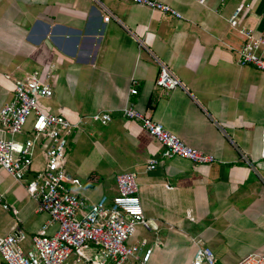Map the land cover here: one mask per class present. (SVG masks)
Returning <instances> with one entry per match:
<instances>
[{
    "label": "crops",
    "instance_id": "obj_1",
    "mask_svg": "<svg viewBox=\"0 0 264 264\" xmlns=\"http://www.w3.org/2000/svg\"><path fill=\"white\" fill-rule=\"evenodd\" d=\"M159 1L182 18L131 0H0V109L16 78L38 71L51 85L39 106L74 125L67 187L87 207L118 194V174L136 173L152 229L139 225L129 242L152 248L148 264H191L197 241L224 250L227 263L264 253V71L238 62L242 38L227 21L248 3L241 23L263 33L264 0ZM161 65L180 86L157 85ZM133 80L137 94L129 93ZM129 103L214 162L162 157L159 142L124 116ZM102 113L111 120L93 118ZM41 147L22 180L0 168V234L14 224L30 238L50 219L26 189L44 169ZM151 158L158 162L148 169ZM56 229L48 224L50 235Z\"/></svg>",
    "mask_w": 264,
    "mask_h": 264
},
{
    "label": "built area",
    "instance_id": "obj_2",
    "mask_svg": "<svg viewBox=\"0 0 264 264\" xmlns=\"http://www.w3.org/2000/svg\"><path fill=\"white\" fill-rule=\"evenodd\" d=\"M165 15L182 18L181 13L159 0H131ZM204 2L206 0H199ZM248 3L239 4L227 19L229 25L242 38L237 49L240 64H252L264 71V32L256 33L242 25V17ZM109 16L105 17L108 20ZM12 98L0 109V168L16 180H22L32 169L37 148L44 149V169L36 171L26 185L27 192L38 201L37 210L47 212L50 219L30 238L18 227L6 236H0L1 259L7 264H66L70 254L75 257L67 264H148L152 248H144V240L130 243L139 225L150 230L138 196L136 173L122 172L116 176L118 194L109 202L102 196L87 207L86 199L79 197L69 187L66 172L68 161V137L73 127L62 115L46 113L39 101L52 96V87L43 82L38 71L13 81ZM157 85L172 89L181 85L180 80L166 66L161 65ZM137 82L133 80L130 94H137ZM129 119L140 122L145 131L161 145L164 158L179 156L193 165L214 162L215 156L196 149L149 115L129 103L123 109ZM102 123L111 120L108 113L93 116ZM31 121L32 137L19 139ZM49 141V142H48ZM261 156L264 157V130L261 135ZM151 158L148 169L157 164ZM6 208V205H4ZM15 211V210H14ZM56 223L53 234L48 224ZM156 232V230H155ZM156 238L155 244H161ZM90 251V253L87 252ZM191 264H218L213 250L202 241L195 243ZM235 264H264V253L241 256Z\"/></svg>",
    "mask_w": 264,
    "mask_h": 264
},
{
    "label": "rangeland",
    "instance_id": "obj_3",
    "mask_svg": "<svg viewBox=\"0 0 264 264\" xmlns=\"http://www.w3.org/2000/svg\"><path fill=\"white\" fill-rule=\"evenodd\" d=\"M27 125H28V124H27ZM22 137H23V139L26 138V137H28V138L32 137V132H31V126H30V124H29L28 129H25V132H24V134L22 135ZM39 171H41V170H39ZM11 226H12V225H11ZM14 227H17V226H14V224H13V226L11 227V230L9 229V231L1 233L0 236H6V235H8V234L12 231V228H14ZM211 246H212V245H211ZM211 249H212V248H211ZM212 250H213V249H212ZM87 252L90 253L89 250H87ZM222 253L224 254V250H223ZM222 253H219V252H216V251H215V256H216V258L218 257V259H220L224 264H226L227 262L225 261V258L222 256V255H223ZM229 256H230V257H229V260H230V261H229V263H227V264H235V262L238 260V258L241 257L242 255H229ZM237 256H239V257H237ZM74 257H75V254H74V252H72V253L70 254L69 258L67 259L66 264H67V263H70ZM234 257H237V258L235 259L236 261H235V260L232 261V258H234ZM1 264H7V263H6L4 260L1 259Z\"/></svg>",
    "mask_w": 264,
    "mask_h": 264
}]
</instances>
